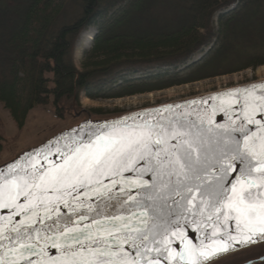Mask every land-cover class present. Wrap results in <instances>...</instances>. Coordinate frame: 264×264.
Wrapping results in <instances>:
<instances>
[{
	"label": "snow or ice",
	"instance_id": "6c2138e0",
	"mask_svg": "<svg viewBox=\"0 0 264 264\" xmlns=\"http://www.w3.org/2000/svg\"><path fill=\"white\" fill-rule=\"evenodd\" d=\"M212 99L81 128L0 168V264H214L264 242V85Z\"/></svg>",
	"mask_w": 264,
	"mask_h": 264
},
{
	"label": "trees",
	"instance_id": "16d2710c",
	"mask_svg": "<svg viewBox=\"0 0 264 264\" xmlns=\"http://www.w3.org/2000/svg\"><path fill=\"white\" fill-rule=\"evenodd\" d=\"M89 28L98 33L80 72L75 44ZM261 66L264 0H0V104L20 127L50 103L64 119L81 96L123 98ZM6 141L0 134V157ZM262 255L264 244L215 264Z\"/></svg>",
	"mask_w": 264,
	"mask_h": 264
},
{
	"label": "rangeland",
	"instance_id": "374dc122",
	"mask_svg": "<svg viewBox=\"0 0 264 264\" xmlns=\"http://www.w3.org/2000/svg\"><path fill=\"white\" fill-rule=\"evenodd\" d=\"M97 33L98 31L95 28H89L82 32L76 41L74 62L80 72L88 70L84 64L86 63L85 57L86 53L92 49ZM200 58L198 56L197 60H200ZM263 81L264 66H261L255 70L248 69L161 91L123 98L92 100L86 96H81L78 105L73 104L67 108L68 114L64 119H60L55 115L53 103H50L45 108H38L30 112L23 127L18 126L11 113L0 104V134H3L7 139L5 150L0 157V167L12 162L26 151L45 143L62 131L79 125L88 119L92 121L108 120L136 111L177 103Z\"/></svg>",
	"mask_w": 264,
	"mask_h": 264
},
{
	"label": "water",
	"instance_id": "95a60500",
	"mask_svg": "<svg viewBox=\"0 0 264 264\" xmlns=\"http://www.w3.org/2000/svg\"><path fill=\"white\" fill-rule=\"evenodd\" d=\"M260 85H264V81L263 82H256V83L246 84V85L239 86V87H236V88H232V89H228V90H224V91H220V92H215V93H212V94H208V95H204V96H200V97L188 99V100L181 101V102H177V103H172V104H167V105L152 107V108H149V109H144V110L136 111V112H133V113H130V114L140 113V112H145V111L146 112H155L156 110H161V109L167 108L168 106H176V105H183V106H185L184 107V110L198 109V108H202V107H208L210 104L216 102V101H214L212 99L214 97L223 96L226 93L231 92V91L236 90V89L250 88V87H253V86H260ZM201 101H203L204 103L201 104ZM193 102H195V103H193ZM175 110L176 111H179L180 109H175ZM130 114H127V115H130ZM127 115H124V116H127ZM124 116H120V117H116V118H112V119H108V120H99V121H92L91 119H88L87 121L82 122L79 125H76V126L70 128V129H67V130L62 131L61 133H59L56 136L52 137L51 139H49L45 143H43V144H41V145H39V146H37V147H35L33 149H30V150L26 151L25 153L21 154L20 156H18L13 161H16L18 158L24 157L25 154H27L29 152H32L33 150L39 149L43 145H45V144H47L49 142H55L57 138H59V137H61L63 135H66L69 132H74V131H76L78 129H81V128H87L89 126H94V125L103 123L105 121L111 122V121L120 119V118H122ZM217 119L220 120L221 123H225L226 122V118L221 119L219 113L217 114ZM9 163H11V162H9ZM9 163H7V164H9ZM5 165L1 166L0 168L4 167ZM193 235L195 236L196 234H193ZM261 243H263V242L255 243V244H253L251 246H246V247H243V248H240L239 246H237L236 247V250L231 251L230 253L221 255L220 257L216 258L214 262H217V261L221 260L222 258H225V257H227L229 255H232L234 253H237V252L242 251L244 249H247V248L256 246V245L261 244ZM263 261H264V257H262V258H260L258 260L249 262L247 264H256V263L263 262Z\"/></svg>",
	"mask_w": 264,
	"mask_h": 264
},
{
	"label": "flooded vegetation",
	"instance_id": "af4514ba",
	"mask_svg": "<svg viewBox=\"0 0 264 264\" xmlns=\"http://www.w3.org/2000/svg\"><path fill=\"white\" fill-rule=\"evenodd\" d=\"M262 244H264V243H262ZM261 244V245H262ZM257 246V245H256ZM254 247V246H253ZM250 249V248H249ZM244 250H246V249H244ZM244 250H242V251H244ZM239 252H241V251H239ZM238 253V252H237ZM234 254H236V253H234ZM233 254V255H234ZM262 257H264V255H262L261 257H258V258H255V259H252V260H249V261H246V262H243V263H241V264H247V263H249V262H252V261H255V260H258V259H260V258H262ZM225 259V258H224ZM223 259H221V260H219V261H222ZM218 262V261H217ZM217 262H214V264L215 263H217ZM264 262V261H263ZM259 263H262V262H259ZM256 264H258V263H256Z\"/></svg>",
	"mask_w": 264,
	"mask_h": 264
},
{
	"label": "bare ground",
	"instance_id": "6f19581e",
	"mask_svg": "<svg viewBox=\"0 0 264 264\" xmlns=\"http://www.w3.org/2000/svg\"><path fill=\"white\" fill-rule=\"evenodd\" d=\"M92 39V38H91Z\"/></svg>",
	"mask_w": 264,
	"mask_h": 264
}]
</instances>
